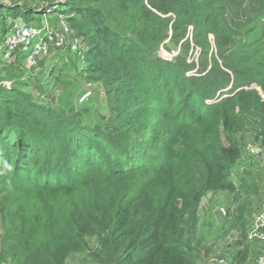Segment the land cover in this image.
<instances>
[{"label":"trees","instance_id":"obj_1","mask_svg":"<svg viewBox=\"0 0 264 264\" xmlns=\"http://www.w3.org/2000/svg\"><path fill=\"white\" fill-rule=\"evenodd\" d=\"M77 1L84 17L75 29L87 61L96 59L89 66L105 68L98 81L123 124L85 130L34 104L12 75L0 78V261L64 264L87 237H97L110 261L189 264L178 240L184 216L206 193L235 190L227 178L240 156L235 111H258L264 139V0ZM188 40L200 53L215 48L202 79L231 84L210 105L204 101L211 93L194 97L201 83H188L200 79L185 77L183 53L173 62L159 57L168 45L189 47ZM163 98L181 104L179 114L153 109ZM190 99L197 103L193 116L180 109ZM162 114L166 126L158 123ZM123 125H130L132 155L120 161ZM162 130L161 151L151 156L147 147ZM98 142L103 147H93Z\"/></svg>","mask_w":264,"mask_h":264},{"label":"rangeland","instance_id":"obj_2","mask_svg":"<svg viewBox=\"0 0 264 264\" xmlns=\"http://www.w3.org/2000/svg\"><path fill=\"white\" fill-rule=\"evenodd\" d=\"M45 2L55 3L47 7L48 9L39 11L38 9ZM80 6L77 0H0V38L13 21L22 23L19 21L22 19L24 21L22 24H30L41 20L40 16L44 14L49 15L48 17H55L50 19L54 23L57 20L56 15L60 16L74 33V39L62 51L43 58L34 70H27L23 59L19 57L14 62L0 59V78H4L6 74L12 75L16 83L25 85V91L30 95L34 104L52 109L57 113H64L68 121L77 122L78 126L85 130L98 132L106 125L119 124L121 126L123 122L121 117L112 111L105 89L98 81V75L105 71V68L98 71L97 67L89 66L91 61L96 59L90 56L87 61V45L82 43L75 29L76 22L84 17L80 18L79 11L82 9ZM27 9H29L28 12H25ZM188 46L180 49V46L173 48L168 45L166 49L160 50L159 57L173 62L179 52L183 53L188 69H190L185 77L200 79L199 81L190 79L188 82L201 83V88L199 92H194V97L196 95L204 97L211 93L213 98L204 101V105H210L222 93L231 91V84H226L227 87L217 92V88L226 85L221 86L222 83L217 81L202 79L206 73L203 67L206 65L209 67V64L213 63L210 59L215 56L216 51L212 43L207 54L200 53L190 41ZM215 58L218 66L214 65L221 69L220 71L226 72L221 65L223 60ZM223 76L218 75V78L221 79ZM229 77L234 78L233 75ZM148 95H151L150 91ZM189 95L190 93L188 97ZM158 98L156 96V99ZM163 99L164 102L161 104L152 103L153 109H161L164 115L170 109L171 112L174 109L178 113L177 109L181 104L174 108L169 105V101L165 102V98ZM196 105L197 103L190 99L184 101L180 109H185V115L193 116L197 112ZM164 115H159V125L164 121L163 125L168 124ZM235 115L239 126L238 130L232 134V140L239 147L240 156L227 175L228 181L233 184L235 190L231 194L222 191L206 193L190 210V213L184 216L183 235L178 240L183 245L189 264H255L259 253L264 255V249L257 247L247 239L250 223L264 208V139L260 136L261 115L256 110L248 112L247 115L240 114L236 110ZM143 123L145 122H142V125ZM128 126L121 127L120 138L117 142L116 149L121 153L118 155L120 161L123 160L124 155L127 157L132 155L131 147L128 146L132 132ZM166 133V131H160L158 134L160 138L147 147L149 155L153 156L157 153L156 151L158 153L161 151L160 145L165 140ZM143 135L145 136V133ZM137 139L140 141V136ZM150 139L151 137L147 136L144 141L148 142ZM93 147H103V144L94 143ZM15 197L11 195L8 199ZM2 235L0 221V247ZM243 250L247 251L245 255H241ZM100 251L98 238L87 237L84 248L80 252L69 255L64 264H123L121 256L110 261L106 256H102ZM8 261L5 259L0 261V264H12Z\"/></svg>","mask_w":264,"mask_h":264},{"label":"built area","instance_id":"obj_3","mask_svg":"<svg viewBox=\"0 0 264 264\" xmlns=\"http://www.w3.org/2000/svg\"><path fill=\"white\" fill-rule=\"evenodd\" d=\"M56 17L55 23L50 20L55 17L30 24L13 21L0 38V59L14 62L19 57L27 70H34L43 58L62 51L74 39V33L60 16ZM259 212L249 225L247 239L264 249V208ZM259 254L255 264H264V255Z\"/></svg>","mask_w":264,"mask_h":264},{"label":"crops","instance_id":"obj_4","mask_svg":"<svg viewBox=\"0 0 264 264\" xmlns=\"http://www.w3.org/2000/svg\"><path fill=\"white\" fill-rule=\"evenodd\" d=\"M44 3V2H43ZM53 4L55 3V2H52ZM49 3H46L45 2V4L43 5V6H41L40 7V9H38L39 11H41V9H43V8H45V7H47V5H48ZM24 6H25V4L23 5V8H24ZM49 6V5H48ZM27 10H29V9H27ZM34 10V9H33ZM24 11V10H23ZM42 12V11H41ZM41 12H39V13H41ZM41 15V14H40ZM49 15H47V14H44V15H42V16H40V18H42L41 20H38V21H42L43 19H45L46 17L47 18H52V17H48ZM19 21L20 22H22V23H24V21H22V19H19ZM17 59V58H16ZM15 59V60H16ZM23 61V60H22Z\"/></svg>","mask_w":264,"mask_h":264}]
</instances>
